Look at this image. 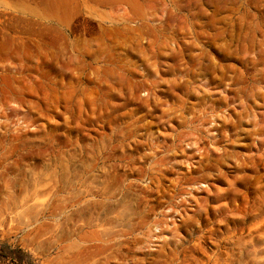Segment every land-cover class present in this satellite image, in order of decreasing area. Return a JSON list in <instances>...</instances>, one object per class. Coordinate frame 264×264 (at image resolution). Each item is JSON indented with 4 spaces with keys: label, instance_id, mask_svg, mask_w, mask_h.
<instances>
[{
    "label": "rangeland",
    "instance_id": "374dc122",
    "mask_svg": "<svg viewBox=\"0 0 264 264\" xmlns=\"http://www.w3.org/2000/svg\"><path fill=\"white\" fill-rule=\"evenodd\" d=\"M0 264H264V0H0Z\"/></svg>",
    "mask_w": 264,
    "mask_h": 264
},
{
    "label": "bare ground",
    "instance_id": "6f19581e",
    "mask_svg": "<svg viewBox=\"0 0 264 264\" xmlns=\"http://www.w3.org/2000/svg\"><path fill=\"white\" fill-rule=\"evenodd\" d=\"M52 2V1H51ZM49 4V3H48ZM55 5V4H54ZM65 5V4H64ZM52 6V5H51ZM30 8H32V7H30ZM52 9H53V6H52ZM56 9V8H55ZM63 9V8H62ZM127 9V8H126ZM54 10V9H53ZM31 11V10H30ZM55 13H57V12H55ZM55 13H53L54 15H55ZM67 14V13H66ZM4 16V15H3ZM28 21V20H27ZM22 31V30H21ZM54 35V34H53ZM54 37V36H53ZM19 39V38H18ZM20 42V41H19ZM25 42V41H24ZM43 49V48H42ZM57 56V55H56ZM59 65V64H58Z\"/></svg>",
    "mask_w": 264,
    "mask_h": 264
}]
</instances>
